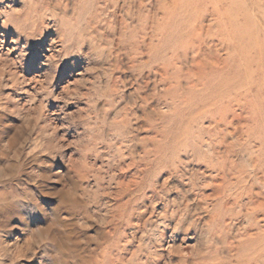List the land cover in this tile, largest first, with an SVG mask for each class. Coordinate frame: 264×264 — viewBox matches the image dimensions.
<instances>
[{"label": "rangeland", "instance_id": "1", "mask_svg": "<svg viewBox=\"0 0 264 264\" xmlns=\"http://www.w3.org/2000/svg\"><path fill=\"white\" fill-rule=\"evenodd\" d=\"M0 264H264V0H0Z\"/></svg>", "mask_w": 264, "mask_h": 264}, {"label": "bare ground", "instance_id": "2", "mask_svg": "<svg viewBox=\"0 0 264 264\" xmlns=\"http://www.w3.org/2000/svg\"><path fill=\"white\" fill-rule=\"evenodd\" d=\"M237 248V247H236ZM251 254V253H250ZM238 259V258H237ZM239 260V259H238Z\"/></svg>", "mask_w": 264, "mask_h": 264}]
</instances>
